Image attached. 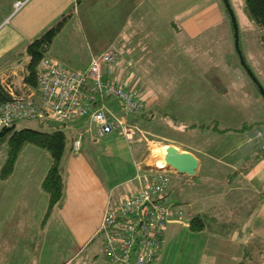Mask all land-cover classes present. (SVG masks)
Here are the masks:
<instances>
[{"label": "rangeland", "instance_id": "obj_1", "mask_svg": "<svg viewBox=\"0 0 264 264\" xmlns=\"http://www.w3.org/2000/svg\"><path fill=\"white\" fill-rule=\"evenodd\" d=\"M16 2L21 3L18 8H15ZM27 2L26 0H15L12 3L11 0H0V80L2 83L11 80L18 89L23 88L24 71L26 63L29 61V59L26 60L27 57L29 58L27 45L32 40L29 41L24 35L18 33L19 28H21L19 25H23L19 21L20 17L17 19V17L10 16L6 6L12 4L14 13H16L21 11ZM229 2L239 25L240 47L244 59L264 87V28H260L250 19L245 8V0H229ZM149 3L151 7L146 6L147 10L144 11L143 15L136 16L137 24H140L137 27L134 21L136 17L130 18L128 16L127 2H111V5L106 6L104 1H97L96 6L90 9L93 15L88 16L89 19L87 18V20L89 21L84 18L83 28L85 30L82 29L86 36L89 34L91 42L95 43L94 38H96V44H102L111 38V41L117 40L115 43H118L117 38L119 36V45L117 44L116 47L109 46L100 51L90 48L88 51L91 55L90 61L93 56H99L107 50L115 51L119 65L115 72L116 77L125 83L127 89L137 91L138 96L146 103V117L140 116L138 118L133 114L127 116L129 121L133 119L139 126L136 138L133 141H128L131 147L128 145L127 148L109 147L110 142L104 141L105 138H101L95 144L86 145L88 136H85L82 139L81 149L71 151V139L79 136H73L74 131L71 127H65L50 119H24L18 122V128L31 127L43 131L62 129L67 135V147L62 160L63 174L71 176L72 169L75 167V184L80 185L81 182L87 181L85 183L87 191L84 194L83 202L67 201L60 208L58 205V207L55 206L51 211V216L50 214L45 215V221L50 216L51 228L54 229L55 227L58 230L61 250L58 255L51 251L50 255H44L46 254L44 253L41 254L43 256L38 255L39 257L36 259L18 256L19 253L22 254L27 250L22 249L24 248L22 242H20L22 246H19L20 244L15 239L13 230H11V222L8 223L7 200L4 199L6 200L5 203L0 201V208H2L0 210V264H78L83 261L87 262L88 252H101L100 237H103L101 232L102 220L99 225L103 214L101 210H98L102 207L103 188L96 190L90 186L91 180L96 174L102 178L103 184L105 178V186H111L113 189L119 183L121 173L129 169V176L123 182L120 181L121 183L114 190L115 194H119L125 188L127 190L128 182L133 176L135 177L138 168H144L145 165L154 166L157 162L165 166L161 156L162 149L164 150L171 145H178L180 149L191 147L197 152L209 150L213 154H229L232 159V154H236L239 149L236 140L237 132L246 131L249 127L252 128L249 131L256 130L255 128L259 124L264 123V98L240 62L235 47L234 28L224 1L174 0L172 2L169 0L161 3L157 1ZM126 12L127 16H125ZM188 18L190 23L187 24V27L195 32L192 36L183 32L182 20ZM58 20L53 24L57 23ZM131 20H133V28L130 25ZM152 26H154L153 30ZM122 29H126L128 32H121ZM137 38L142 46L133 45ZM125 40L131 44L128 51L136 59H140L139 57L145 54L154 57V60H136L139 64L138 71L141 77L139 83L135 78L134 68L128 67L130 61L120 60L121 55L123 56L121 52L123 50L118 46ZM11 42L14 43L13 45H17V48L14 52L5 51L4 47ZM91 42L90 46L92 45ZM104 44L106 43L102 45ZM122 48L126 49L125 45ZM81 50L82 48L75 49L76 52ZM163 51L169 52L166 57L167 60H163L161 57ZM140 53L142 54L138 57L137 54ZM20 56L21 59L17 60ZM168 57L169 59L175 57L177 60H169ZM126 64L128 68L125 67ZM194 78L200 79L196 81ZM187 79V83L191 86L199 87L201 85V90L186 93L181 86ZM187 83L185 84L187 85ZM177 88L181 89L177 90ZM171 93H175L177 96L171 98ZM106 102L116 110L119 109L115 99L108 98ZM175 105L178 106L176 109ZM194 105L201 112L191 111L196 109ZM184 107L186 109L183 111ZM150 110L154 112H149ZM202 124L206 126L202 127ZM76 131L78 134L83 133L82 130L78 129L75 130V134H77ZM261 132L259 131V134L256 135L261 136ZM109 136L114 139L116 137L123 138L119 131L113 132ZM221 136H223L222 143L216 147V137L220 138ZM234 140L235 144L233 143ZM178 147L176 146L177 149ZM74 157L78 161L71 163ZM50 158L52 157L47 149L29 143L21 150L12 167L8 163V161L10 162L9 147L7 143L2 144L0 148V196L7 197V182L13 177L15 168H20L26 164L28 169L34 168L36 173H39L40 170L45 173ZM214 166H216L215 162ZM171 171V185L174 192H183L190 186L207 188L205 186L210 187L212 185L207 181L206 184L203 181L204 178L198 177V175L197 180H192L188 175H179L174 170ZM211 172L214 175L224 173V176H228L225 179H229V181L218 183L219 189L224 187L225 190L229 185L230 190V186H233L246 199L248 186L245 182L240 181L242 178L239 180V176H237L239 171L235 170V173L230 174L231 171L217 167ZM106 179L111 181V185L107 184ZM78 195L76 194V196ZM119 195L112 196L111 202L113 200L118 201V197L121 196ZM229 195L230 193L225 196L224 203L227 205H231ZM96 197L101 200V203L95 201ZM236 199L233 202V206H236L233 210L242 213V209L238 208L239 205L237 204L238 202L241 203L242 200L239 197ZM223 213L224 215L229 214L227 210H223ZM96 229V233L93 234ZM47 231L52 232L50 229ZM185 234L186 229L178 234L176 249L181 248V245L183 247L184 240L186 244H189L190 241L184 237ZM47 236L55 239L54 233L52 235L47 234ZM89 238H91L90 244L86 246L85 243ZM30 242L32 243L29 240L27 244L28 249L32 245ZM37 242L39 245L41 244V240ZM77 245L78 248L85 250L79 258L73 257L76 250L73 248H76Z\"/></svg>", "mask_w": 264, "mask_h": 264}, {"label": "crops", "instance_id": "obj_2", "mask_svg": "<svg viewBox=\"0 0 264 264\" xmlns=\"http://www.w3.org/2000/svg\"><path fill=\"white\" fill-rule=\"evenodd\" d=\"M13 1L15 0H11L12 3ZM26 1L28 2L21 11H17L18 13H14L12 4H8V6H6L8 7L10 16L17 17V19L18 17H20L19 21H21V24L23 25L21 26L17 24L19 25V27H21L19 28L18 33L22 36L24 35V37L29 41L33 40L47 27L51 26L53 22L61 18V16L66 15V21L60 29L59 33L54 38L48 54L54 60L59 61L68 67L80 69L85 68L90 62L89 59L91 58V55L90 51H88L90 48L100 51L109 46L116 47L119 43V36L117 38V35L116 38L118 39V43H115L117 40L111 41V38L109 41L106 40L105 42H103L106 43L104 45H102L103 43L96 44V38L92 37L95 41V43H93L90 40L91 38H89V34L86 36L84 31L82 30L84 29L83 26L85 24L84 18H86L87 20V18L89 19L88 16L93 15L90 9L96 6L97 1H104L106 6L111 5V2H127V6L129 8L128 16L130 18H135L136 16L143 15L144 11L147 10L146 6L149 5L148 7H151V4L149 2L157 1L161 3L162 1L169 0ZM171 1L173 2L174 0ZM125 16H127V12ZM136 19L137 17L134 19V21L136 22V25L138 27L140 26V24H137L138 21H136ZM189 20V18L186 20H182L183 32L192 36L195 32H193L191 28L187 27V24L190 23ZM132 23L133 20H131V26ZM126 24L127 23L125 22V25ZM133 27L134 26H132L131 28ZM152 27L153 30L154 26ZM130 31L133 32L132 30ZM121 32L127 33L128 31L126 29H122ZM62 39L64 40L62 41ZM90 42L92 43L91 46ZM139 43L140 40L137 38L133 45L137 47L138 45H140ZM13 44L11 42L7 46H5V51L7 50L14 52L15 48H17V45ZM123 45H125V48L127 50L122 48ZM130 46L131 44L128 40H125L124 42L122 41L120 46H118L123 50L121 51L123 56L121 55L120 60L130 61L128 67L132 66L134 68L136 75L135 78H137V82L139 83L141 77L140 72L138 71L139 64L136 60H154V57L146 54L142 57H139L142 54L140 53L137 54L140 59H136V57L128 51L130 49ZM80 48H82L81 51H75V49ZM168 54L169 52L166 53L165 51H163L161 53L162 59L167 60L166 57L168 56ZM20 59L21 56L18 57L17 60ZM27 59L29 58L27 57L26 60ZM169 60L177 59L175 57H171ZM125 67H127V64L125 65ZM195 79L196 78H194V80ZM199 79L200 78L196 79V81ZM187 82L188 79L184 82L183 86H181L182 88H184L183 90L186 93L201 90V85H199V87L191 86ZM185 83H187V85ZM178 89L181 88H177V90ZM199 95H201V93H199ZM176 96L177 95L175 93H171V98H174ZM195 106L196 105H194V107ZM174 107L176 109L178 106L175 105ZM195 108L196 109L191 111L201 112L197 107ZM185 109L186 108L184 107L183 111ZM149 112L153 113L154 111L150 110ZM86 120V117L78 119L72 122L71 125H69V127H71V129H73L74 131L73 136L78 134V131H76L77 134H75V130H85L83 128H86ZM250 129L252 128L249 127V129L246 131L244 130L237 132L236 140L239 144V149L236 154H232V159L229 154L218 155L211 153L209 150L207 152H197L191 147L180 149L178 145H176L178 149L182 151L192 152L199 160L197 173L194 176L188 175L190 179L197 180L196 178L198 175V177L200 176L201 178H204L203 181L210 182L212 185L210 187L205 186L207 188H201L200 186H190L184 189L183 192H174L173 190V194L177 201V204L186 212L185 217L183 216L181 217V219L173 218L167 224L165 229L164 247L152 264H264V123L259 124L257 128H255L256 130L249 131ZM259 131H262L261 136L256 135L259 134ZM245 132L248 134L244 135L246 134ZM87 136L88 141L87 143H85L86 145H88L89 143L95 144L98 142V140H100H94L91 135ZM102 138H105L104 141L110 142L108 144L109 147L119 146L127 148V145L130 146V143H128V141L125 140L124 137H116L114 139L112 136L107 135ZM222 139L223 136H221L220 138L216 137V147L220 143H222ZM233 143L235 144V140L233 141ZM71 148L72 147L70 146V149ZM229 157L230 159H228ZM51 159L52 158H50L49 160V165L47 166L45 173H43L42 170H40L39 173H36L34 168L28 169L26 164H24L23 166L21 165L22 167L20 168H15L13 170V177H11L7 182V197L4 198L3 196H0V201L2 203H5L7 200L9 209L8 223L11 222L10 226L11 230H13L14 232L15 239H17V241L19 242V246H22L20 242L23 243V250H27V252H23L22 254L19 253L18 256H28L36 259L37 257H39L38 255L43 256L41 254L44 253H46L44 255H50L51 251L53 252V254L58 255V252L61 250V242L58 236V230L55 227L54 229L51 228V213L49 219H47L46 221L44 219L49 206V194L44 189L42 183L47 174V170L51 165ZM77 161L78 159L75 160L74 157L71 163ZM213 161L215 162L216 166H214ZM217 167L231 171L230 174L235 173V170L240 172L237 175L239 176V180L242 178L240 181L243 183L245 182L248 186L246 188V192H248V194L245 196L246 199L243 198V196L240 195V192H238L239 190L235 189L233 186H230V190L229 185H227V188L225 190L224 187L220 189L219 187H217L219 182L223 183L224 181H229V179H225L228 178V176H224V173H218L214 175L211 172V170H215ZM175 172L178 173L177 171ZM121 174V178L118 181L119 183L126 180L125 178L129 176L130 170L126 169L125 172L123 171ZM178 174L187 175L181 173ZM106 182L107 184L111 185V181H109V179L108 181L106 179ZM85 183H87V181ZM85 183L81 182L80 185L75 184V167H73L71 176L64 175L65 192L62 199L57 203L59 207L57 205L55 206L60 208L67 201H76L78 203L83 202L84 194L87 191ZM119 183H117L115 186L117 187ZM90 186L96 190H101L103 188L102 207L98 209L102 211V214L105 206H109L114 203L115 200L111 202L110 198L112 196L116 197L121 193L120 191L119 194H115L114 190L116 187L112 189L111 186H105V178L103 184L102 178H100L97 174L92 178ZM234 186L236 187L235 184ZM125 190L126 188L124 189V191ZM124 191H122V193H124ZM228 193H230L229 197L231 199V205H227L224 203V201L226 200L225 196ZM76 194L79 195L76 196ZM237 197L242 200L241 203L237 201V204L239 205L238 208L242 209V213H237L236 210H233V208L236 207L233 206V202L237 200ZM95 201L101 203V200L98 197L95 198ZM1 209L2 208H0V210ZM223 210H227L229 214L224 215ZM243 210L245 211L243 212ZM102 217L103 216H101L100 218L99 225L101 224ZM195 217H197L199 221H202L204 223V227L202 229H196L191 226L192 219H194ZM21 218L23 219L22 221ZM99 225L97 226V229ZM49 229L52 230L55 235L54 240L47 236V234H53L52 232L47 231ZM97 229L93 234L96 233ZM184 229H186V234L184 237H187L190 242L189 244H186V241L184 240L183 247L181 245V248L176 249L175 247L178 244L177 236ZM8 232H10V229H8ZM73 233L75 234V231H73ZM102 236V238L100 237L101 252H88L87 262L83 261L79 262L78 264H117L115 262H112L104 254V235ZM91 238H89L85 243L86 246L90 244L89 240ZM12 239L15 240L14 238ZM29 240L32 241V243L30 242L32 245L28 249L27 244ZM38 240H41L40 245L37 242ZM78 247L79 246L77 245L76 248H73L76 249L75 254L73 255V257L75 256V258H79L84 253L83 251H85Z\"/></svg>", "mask_w": 264, "mask_h": 264}, {"label": "built area", "instance_id": "obj_3", "mask_svg": "<svg viewBox=\"0 0 264 264\" xmlns=\"http://www.w3.org/2000/svg\"><path fill=\"white\" fill-rule=\"evenodd\" d=\"M20 5L16 2L15 8ZM118 66L113 50L93 56L80 69L45 57L38 68L37 86L26 95L11 90L13 98L0 101V126L24 119H50L68 127L70 121L86 117V129L71 139L73 151L81 149L85 133L98 140L119 131L133 141L139 126L127 116L140 115L146 103L137 91L119 81L115 75ZM108 98L117 101L118 110L107 104ZM146 166L138 168L127 190L103 213V252L117 264H152L164 247L167 223L184 216L169 192L171 169L159 162L156 168Z\"/></svg>", "mask_w": 264, "mask_h": 264}, {"label": "trees", "instance_id": "obj_4", "mask_svg": "<svg viewBox=\"0 0 264 264\" xmlns=\"http://www.w3.org/2000/svg\"><path fill=\"white\" fill-rule=\"evenodd\" d=\"M245 8L250 19H252L260 28H264V0H245ZM66 18L67 16L63 15L57 21V23H54L51 26L47 27L27 45V54L29 56V61L28 63H26L24 71L25 77L23 79V88L20 87L18 89L15 84L11 82V80L6 83H2L0 80V101L5 102L7 100H11L13 98L11 90H13L14 94L26 95L27 93H29V89L37 86V72L38 68L40 67V62L45 57L49 58L50 60H54L48 54V52L54 38L64 25ZM145 114L146 108L140 115H133L140 118V116L146 117ZM131 121V123L138 124L133 119ZM205 126L206 125L202 124V127ZM87 135L90 134L85 133L84 138ZM5 143H7L9 147L10 162L8 161V163H10L12 167L21 150L29 143L35 144L38 147L45 148L51 154L52 162L42 183L44 189L49 194V206L47 210V214L49 215L54 206L57 205V203L62 199L65 192V184L63 180L64 167L62 160L67 147L66 133L62 129L43 131L31 127L18 128L17 124L6 127L0 126V148L2 144ZM171 183L172 181L169 184V192L172 195V198L177 203L173 194ZM177 208L180 209L181 207L177 205ZM181 209L183 210L185 216L184 209ZM191 226L196 229H202L204 227V223L202 221H199V219L195 217L194 219H192Z\"/></svg>", "mask_w": 264, "mask_h": 264}, {"label": "water", "instance_id": "obj_5", "mask_svg": "<svg viewBox=\"0 0 264 264\" xmlns=\"http://www.w3.org/2000/svg\"><path fill=\"white\" fill-rule=\"evenodd\" d=\"M226 8L228 9L229 15L231 17L232 25L234 28V36H235V47L240 57V62L243 67L246 69L248 74L251 76L252 80L258 86L261 94L264 98V87L255 76L252 69L248 66L246 60L244 59L241 47H240V37H239V25L237 22L236 15L231 7L229 0H223ZM162 158L164 160L165 166L163 168H169L174 171H177L181 174H187L189 176H194L197 173V169L199 166L198 158L190 151H182L177 149L174 145L167 147L166 149H162ZM147 168H156L154 165L146 166Z\"/></svg>", "mask_w": 264, "mask_h": 264}, {"label": "bare ground", "instance_id": "obj_6", "mask_svg": "<svg viewBox=\"0 0 264 264\" xmlns=\"http://www.w3.org/2000/svg\"><path fill=\"white\" fill-rule=\"evenodd\" d=\"M165 236V235H164Z\"/></svg>", "mask_w": 264, "mask_h": 264}, {"label": "clouds", "instance_id": "obj_7", "mask_svg": "<svg viewBox=\"0 0 264 264\" xmlns=\"http://www.w3.org/2000/svg\"><path fill=\"white\" fill-rule=\"evenodd\" d=\"M172 170V169H171Z\"/></svg>", "mask_w": 264, "mask_h": 264}]
</instances>
